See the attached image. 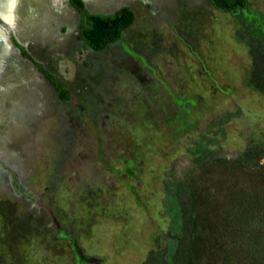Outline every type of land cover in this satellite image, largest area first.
Returning a JSON list of instances; mask_svg holds the SVG:
<instances>
[{
  "label": "rangeland",
  "instance_id": "1",
  "mask_svg": "<svg viewBox=\"0 0 264 264\" xmlns=\"http://www.w3.org/2000/svg\"><path fill=\"white\" fill-rule=\"evenodd\" d=\"M47 1L30 31L36 14L10 5L28 55L11 52L0 102V264L160 262L175 232L166 187L187 177L206 192L197 216L231 264H264V175L253 164L264 162V93L249 81L247 45L264 38V0L232 11L209 0H88L96 12H136L101 51L83 46L76 9ZM54 11L63 17L48 23ZM207 250L199 264H213Z\"/></svg>",
  "mask_w": 264,
  "mask_h": 264
},
{
  "label": "trees",
  "instance_id": "2",
  "mask_svg": "<svg viewBox=\"0 0 264 264\" xmlns=\"http://www.w3.org/2000/svg\"><path fill=\"white\" fill-rule=\"evenodd\" d=\"M210 2L223 10H235L247 5L246 0H210ZM69 4L80 13L79 33L85 47L95 51H101L110 43L118 40L122 32L129 28L136 19L135 10L128 5L121 6L112 13H93L88 11L83 0H69ZM12 41L20 49L22 55H28V50L13 36ZM247 45L252 58L249 81L256 89L264 93V38L253 36L247 41ZM33 63L53 84L59 99L63 101L71 99L72 95L67 87L63 86L48 69L42 67L37 61L34 60ZM193 151L199 152L200 158H203L206 154V147L199 144L197 148H193ZM261 154L258 155V158ZM248 161L251 162L250 159ZM253 164L258 165L257 172L264 175V162L259 164L256 161ZM191 180V177H187L186 181L183 180L184 182L178 180L166 187L167 207L173 208L174 222L172 226L175 232L165 247L163 258L160 256V262L153 260L150 264H199L205 243L208 250L210 249L209 251L213 253V264H217L219 255H222L220 264L232 263L233 256L229 251L218 246L224 243L223 239L217 233L211 234L214 230L211 228L210 221L197 216V206L202 200H205L206 195H202V193L206 192L192 185ZM182 194L187 195L186 200L184 202L177 201V198Z\"/></svg>",
  "mask_w": 264,
  "mask_h": 264
},
{
  "label": "flooded vegetation",
  "instance_id": "3",
  "mask_svg": "<svg viewBox=\"0 0 264 264\" xmlns=\"http://www.w3.org/2000/svg\"><path fill=\"white\" fill-rule=\"evenodd\" d=\"M68 1V5L70 6V7H72V8H74L73 6H71L70 4H69V0H67ZM28 2H30V3H28ZM35 3H41L45 8L44 9H42V6L41 7H37L36 6V4ZM86 3H87V6L88 7H86L87 9H88V11H90L91 9H90V7H89V5H88V2L86 1ZM24 4H28L27 6H25V7H22V11L24 12V13H29V12H31L32 14L33 13H35L36 14V16H34V14H33V16H32V20L30 21H28V23H27V27H26V29L28 30V31H30L32 28H31V26L29 25V24H31L32 25V27L33 26H35V24H37V22L38 21H40L41 20V22H44V20L41 18V15H44V18H47V16H48V9H51V5H50V3L47 1V0H44V1H39V0H26L25 2H23V5ZM22 5V6H23ZM125 5H128V6H131L130 4H124V5H121V6H125ZM86 6V5H85ZM121 6H119V7H117L115 10H117L118 8H120ZM12 7H13V5H12ZM132 7V6H131ZM133 8V7H132ZM75 9V8H74ZM134 9V8H133ZM77 10V9H76ZM114 10V11H115ZM22 11H20V12H22ZM114 11H112V12H114ZM55 12V14L54 15H51V18L49 17V21H48V23L50 22V20H52V19H56L55 17H59L60 15H61V17H63L62 15V13H64V12H57V11H54ZM77 12H78V16H79V26H80V22H81V17H80V13H79V11L77 10ZM90 12H93V13H104V12H96V11H93V10H91ZM112 12H109V13H112ZM23 13V14H24ZM25 15V14H24ZM49 15V16H50ZM25 17V16H24ZM19 19V21L17 22V24L16 25H19L20 23H22V19L23 18H21V17H18ZM21 18V19H20ZM30 26V27H29ZM79 26H78V34H79V36H80V33H79ZM14 29V32H15V35H16V37L24 44V45H28L26 42H24L23 41V39L22 38H19L18 37V34H16V31H15V28H13ZM33 31V30H32ZM39 31V30H38ZM14 37V36H13ZM80 38L82 39V37L80 36ZM11 40H12V36H11ZM83 40V39H82ZM83 46L85 47V45H84V41H83ZM23 57H26V56H24V55H22ZM33 62V61H32ZM35 64V63H34ZM37 66V65H36ZM37 69L42 73V75L45 77V78H47L46 76H45V74L38 68V66H37ZM48 79V78H47ZM49 80V79H48Z\"/></svg>",
  "mask_w": 264,
  "mask_h": 264
},
{
  "label": "water",
  "instance_id": "4",
  "mask_svg": "<svg viewBox=\"0 0 264 264\" xmlns=\"http://www.w3.org/2000/svg\"><path fill=\"white\" fill-rule=\"evenodd\" d=\"M22 0H16V5H17V9L18 8H22ZM86 7L87 6V3L85 0H83ZM66 2L68 3V1L66 0ZM21 5V6H20ZM19 6V7H18ZM91 11V10H90ZM19 13V12H18ZM23 14V12H22ZM30 14V13H29ZM2 15V14H1ZM0 15V37L2 38L1 40L4 41L6 47L12 52L14 53V59H17V56H22L21 52H20V49L14 45V43L12 42L11 40V35H10V31H13V27L11 25H9L6 20L3 18V15L1 16ZM19 19V18H18ZM21 19V18H20ZM14 38L23 46L25 47V45L15 36V34H13ZM26 48V47H25ZM15 51H16V54H15ZM4 63V66H3V69H2V72H4L2 74V78L0 77V81H4V82H7L8 83V87L5 89V90H2L0 91V102L3 100V97L10 91V88H11V82H10V78H9V75H8V68L11 67V63H9V65L6 63V60L3 61ZM36 66V65H35ZM37 67V66H36ZM0 111H1V107H0ZM2 112V111H1ZM1 112H0V115H1ZM1 118V117H0ZM0 171H5L6 172V169L4 168V166L0 163Z\"/></svg>",
  "mask_w": 264,
  "mask_h": 264
},
{
  "label": "bare ground",
  "instance_id": "5",
  "mask_svg": "<svg viewBox=\"0 0 264 264\" xmlns=\"http://www.w3.org/2000/svg\"><path fill=\"white\" fill-rule=\"evenodd\" d=\"M87 2H89L88 0H85ZM10 5H12L11 0H0V15H3V18L6 20V22L13 26L11 24L12 22V14H10ZM7 7V9L5 8ZM9 9V10H8ZM1 15V16H2ZM2 38L0 37V71L3 68L4 64L3 61L12 57L11 51L6 47L5 43L3 40H1Z\"/></svg>",
  "mask_w": 264,
  "mask_h": 264
},
{
  "label": "crops",
  "instance_id": "6",
  "mask_svg": "<svg viewBox=\"0 0 264 264\" xmlns=\"http://www.w3.org/2000/svg\"><path fill=\"white\" fill-rule=\"evenodd\" d=\"M209 1H210V0H209ZM210 4L213 5L211 2H210ZM213 6H214V5H213ZM186 7H187V8H192L193 6L191 5V2H188L187 5L185 6V8H186ZM215 8H217V7H215ZM217 9H220V8H217ZM186 10H188V9H186ZM220 10H222V9H220ZM231 11H232V10H231ZM127 29H128V28H127ZM127 29H126V30H127ZM124 31H125V30H124ZM124 31H123V32H124Z\"/></svg>",
  "mask_w": 264,
  "mask_h": 264
},
{
  "label": "clouds",
  "instance_id": "7",
  "mask_svg": "<svg viewBox=\"0 0 264 264\" xmlns=\"http://www.w3.org/2000/svg\"><path fill=\"white\" fill-rule=\"evenodd\" d=\"M11 3H12L13 6H15L16 0H11Z\"/></svg>",
  "mask_w": 264,
  "mask_h": 264
}]
</instances>
